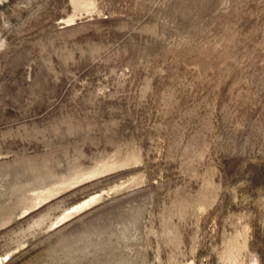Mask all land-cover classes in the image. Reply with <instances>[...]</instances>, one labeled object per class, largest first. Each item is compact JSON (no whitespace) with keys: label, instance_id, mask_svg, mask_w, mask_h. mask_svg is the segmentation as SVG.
<instances>
[{"label":"rangeland","instance_id":"obj_1","mask_svg":"<svg viewBox=\"0 0 264 264\" xmlns=\"http://www.w3.org/2000/svg\"><path fill=\"white\" fill-rule=\"evenodd\" d=\"M0 264H264V0H0Z\"/></svg>","mask_w":264,"mask_h":264}]
</instances>
